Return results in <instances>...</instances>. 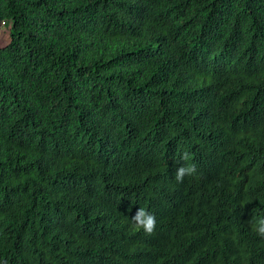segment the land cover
Wrapping results in <instances>:
<instances>
[{"label": "trees", "instance_id": "trees-1", "mask_svg": "<svg viewBox=\"0 0 264 264\" xmlns=\"http://www.w3.org/2000/svg\"><path fill=\"white\" fill-rule=\"evenodd\" d=\"M2 22L0 264H264L211 159L241 150L264 209V0H0ZM125 123L171 169L179 144L199 159L159 250L91 216L124 200L92 151Z\"/></svg>", "mask_w": 264, "mask_h": 264}, {"label": "clouds", "instance_id": "clouds-1", "mask_svg": "<svg viewBox=\"0 0 264 264\" xmlns=\"http://www.w3.org/2000/svg\"><path fill=\"white\" fill-rule=\"evenodd\" d=\"M242 56L241 63L250 62L245 57L248 55ZM205 126L207 130L210 124L205 122ZM211 127L214 128L213 125ZM260 129L264 133V120L261 121ZM140 136L141 133L135 125L125 123L118 132L94 143L93 156L102 162L103 167L100 174L109 177L106 180L108 183L104 185L113 194L121 193L124 200L111 205L104 204L91 216L102 223L117 222L126 235L135 238L132 242L140 247L159 250L169 239L185 233V228L189 227L179 213V205L187 206L185 197L181 198L183 189L180 185L195 177L192 175L196 174V165L181 163L199 159L189 152L184 143L179 144L171 169L165 161L152 158ZM75 138L82 140L80 135ZM213 155V164L225 181L229 205L243 213L247 200H252L257 218L251 222V232L257 240L264 242V209L259 208L263 194L262 175L250 180L241 150L236 153L213 141ZM167 198L173 201L169 202ZM160 201L169 202L176 213L162 214L156 208ZM236 233L234 231V238L237 237Z\"/></svg>", "mask_w": 264, "mask_h": 264}, {"label": "rangeland", "instance_id": "rangeland-1", "mask_svg": "<svg viewBox=\"0 0 264 264\" xmlns=\"http://www.w3.org/2000/svg\"><path fill=\"white\" fill-rule=\"evenodd\" d=\"M9 26L7 24L0 23V48L7 45L9 41Z\"/></svg>", "mask_w": 264, "mask_h": 264}]
</instances>
